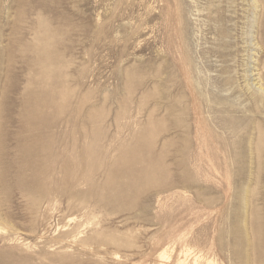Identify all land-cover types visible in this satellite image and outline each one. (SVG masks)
<instances>
[{
  "label": "rangeland",
  "instance_id": "obj_1",
  "mask_svg": "<svg viewBox=\"0 0 264 264\" xmlns=\"http://www.w3.org/2000/svg\"><path fill=\"white\" fill-rule=\"evenodd\" d=\"M193 263L264 264V0H0V264Z\"/></svg>",
  "mask_w": 264,
  "mask_h": 264
},
{
  "label": "bare ground",
  "instance_id": "obj_2",
  "mask_svg": "<svg viewBox=\"0 0 264 264\" xmlns=\"http://www.w3.org/2000/svg\"><path fill=\"white\" fill-rule=\"evenodd\" d=\"M259 88H260V86H259ZM262 90V89H261ZM86 247V246H85ZM167 249V248H166ZM191 249V248H190ZM166 254V253H165ZM162 255H163V253H162ZM191 256V255H190ZM204 256V255H203ZM189 257V256H188ZM198 258V257H197ZM177 260V259H176ZM184 260V259H183ZM192 260V259H191ZM195 260V259H194ZM208 260H210V258L208 259ZM211 261V260H210ZM177 262V261H176ZM197 262H198V260H197ZM178 263H179V261H178ZM181 263V262H180ZM190 263H191V261H190ZM194 264V263H193ZM205 264V263H204ZM209 264V263H208ZM212 264V263H211Z\"/></svg>",
  "mask_w": 264,
  "mask_h": 264
}]
</instances>
